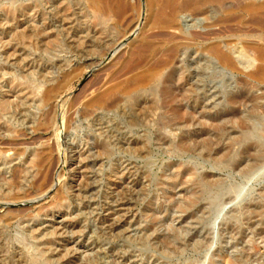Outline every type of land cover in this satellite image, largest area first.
Listing matches in <instances>:
<instances>
[{"label": "rangeland", "instance_id": "rangeland-1", "mask_svg": "<svg viewBox=\"0 0 264 264\" xmlns=\"http://www.w3.org/2000/svg\"><path fill=\"white\" fill-rule=\"evenodd\" d=\"M45 1L0 0V100L9 103L0 122V264H264V82L224 75L190 45L176 63L169 103L182 119L166 131L169 117L150 98L158 84L161 103L162 78L108 109H89L100 86H128L143 71L106 84L114 70L109 51L122 45L120 53L128 54L140 32L126 37L114 22L102 24L82 0ZM64 1L73 15L70 31L55 19ZM130 1L141 2L138 11L149 2ZM220 12L197 14L201 27L192 33L206 31ZM235 29L220 31L240 46L243 33ZM165 34L146 35L160 51ZM259 34L264 29L249 24V40ZM198 66L197 90H182L179 76ZM70 74L62 100L35 103L40 84ZM12 139L25 143L9 150ZM57 140L66 150L59 179L52 173L54 188L38 191L28 159L40 143ZM96 142L108 143L109 154L98 157ZM25 169L28 197L16 200Z\"/></svg>", "mask_w": 264, "mask_h": 264}, {"label": "bare ground", "instance_id": "bare-ground-1", "mask_svg": "<svg viewBox=\"0 0 264 264\" xmlns=\"http://www.w3.org/2000/svg\"><path fill=\"white\" fill-rule=\"evenodd\" d=\"M82 1L86 3V7L99 22L102 24H106L108 21L114 22L117 27L123 28L126 37H133L136 33L140 32L136 40L138 42L132 45V51L128 54L120 53L122 51V45L118 46L116 49L113 48L115 50L109 51L107 57L111 63L113 62L112 69L114 70H112V74L109 76L106 84H109L110 80L113 81V77L122 73L143 69L140 74L126 81L128 86L124 84H116L108 87H105V84H103L100 86L86 102V107L89 109L98 111L108 109L114 106L119 101L120 97L126 96L136 90L146 88L148 85L153 82L156 83L162 78L165 87H163L160 92L161 103L158 101V84L155 85V88L150 90V98L152 99L153 106L157 107L159 110H164L163 118L165 115L169 117V120L165 117L168 122L162 123V130L166 131L172 120L182 119L181 114L178 112L173 113V107L169 105V103L172 97H175L172 81L175 78H173V75L177 73V68L175 67L176 63L179 61L182 51L186 50L190 45L198 46V48L208 56L210 66H216L220 69L222 74H240L244 75L247 81L264 82V35H254L253 37L255 40H249V37H252L249 36V24L264 29V0H149L148 3L146 1L143 11H138V7L141 8V2L139 4L132 3L130 0ZM45 2H50V0H46ZM207 8L216 9L217 11L220 10L221 12L218 13L219 16L211 18V23L206 27V31L192 33L194 29L201 27L199 18L196 15L198 14L200 16L199 13ZM237 8H239L240 12L238 15L235 13V9ZM69 9V4L64 1L58 5L54 14L59 26L70 31L73 25V15L69 12ZM135 10H137L136 18L131 14ZM139 20L142 21L139 22ZM142 25L143 27H141ZM232 26L237 28L235 31L243 33V36L240 38V41H242L240 46L228 42L231 40L224 39L222 36L223 33L220 30L225 27H230L231 29ZM150 30H159L167 34H165V36H167L165 41L167 42L164 49L160 51L159 49L157 50L152 42L153 38L146 35ZM254 32L257 33V30ZM44 33V36H46L47 32ZM126 37L124 39H126ZM78 71H81V69H77L74 73L77 74L79 73ZM163 71H169V73L164 77ZM73 76H75V74H73ZM73 76L70 74L57 84L53 83L55 81L53 79L40 84L38 94L35 97V103H37L39 107H46L54 105L58 99L62 100L64 94L70 89L69 87L73 81ZM200 78L199 66L193 70L188 68L182 72L178 78L179 87L186 92L190 90L195 91L199 86ZM115 79L117 80V78ZM46 83H52L54 85L51 84V86L41 94V89L45 87ZM8 105L9 103L6 98L0 100V122L4 120L3 115ZM58 105H60V103H58ZM170 111H172V118L169 115ZM4 124V126H6L5 128L3 127L4 131L11 132V128L7 125L8 122L6 121ZM1 127L0 125V131ZM22 141L21 139H12L7 149L10 150L12 147H23L25 142L23 143ZM96 145L98 157L102 155V151L107 155L109 154L108 150L110 146L108 143L107 145H103L101 142H96ZM64 146V144L61 145L59 140L52 145L40 143V149L36 153L30 155L28 164L31 168L29 169L36 170L39 176L38 181L34 184L38 191L43 192L48 189V187H50V189L54 188L56 183L49 186V177L52 173H55L59 164H61V155L65 154L63 152H66V150L64 151L63 149ZM85 160L86 159H83L79 161V163ZM29 169L22 171V177L19 181V189L22 193L17 195L15 198L16 200H24L28 197L25 191V181L29 177ZM58 176L59 172L56 174L55 178L59 179ZM5 182V185L9 186L10 181L6 180ZM10 213L11 212L8 211L7 215Z\"/></svg>", "mask_w": 264, "mask_h": 264}]
</instances>
